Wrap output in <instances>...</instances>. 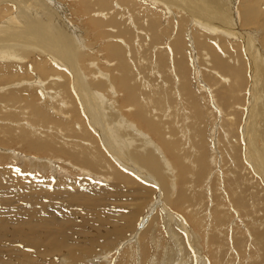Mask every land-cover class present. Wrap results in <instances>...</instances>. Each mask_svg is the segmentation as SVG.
Wrapping results in <instances>:
<instances>
[{
  "label": "rangeland",
  "instance_id": "1",
  "mask_svg": "<svg viewBox=\"0 0 264 264\" xmlns=\"http://www.w3.org/2000/svg\"><path fill=\"white\" fill-rule=\"evenodd\" d=\"M57 1L58 5L66 10L63 14L60 12V15L80 31L75 33L76 37L78 38L80 34L84 42V52L92 55L86 65H80L78 62L77 71L81 78L79 84L82 85L84 82L95 85L99 79L109 80H106L107 90H98L103 95L105 93L107 100L114 101L116 109H121L126 114V110L130 111L129 115L124 113V116L134 122L136 128L149 134L150 131L143 121L148 119L151 122L147 120L148 123L158 125L156 127L158 130L162 127L165 133H168L167 126L169 131L171 128L172 132L174 131L172 133L174 139H180L179 147L184 144L187 157L183 168L186 171L180 170L178 178H175L173 187L176 186L177 192L170 191L172 200L179 198V194L184 195V200L181 202L178 200L177 205L167 204L165 208L160 186L143 176L142 172L122 165L121 160L119 161V158L112 154L111 149L120 152V156L122 154L125 156L126 153L123 151L125 145L118 140L115 142L112 136L106 135L102 124L94 127L89 112L85 111L80 102L78 103L79 98L71 86L72 78L68 91L65 82L69 85L70 78L67 77L69 79L65 80V75L64 77L60 73L53 74H59L61 78L56 79L64 84L61 85L64 89L58 87L62 88L59 98L53 88L47 89L49 84L56 80L53 77L49 79L43 76L44 79H33L29 77L31 76L29 73L24 72L26 77L23 80L20 78L21 81L17 80L16 83L7 81L8 78H2V82L0 81V103H3L0 104V264H264V238L261 236L264 234V73L259 71L257 74L259 83L256 89L260 91V93L257 91V97L260 98L257 104L254 102L256 110L250 112L249 98L254 97L250 89L252 70H247L249 83L247 82V89L239 94L243 93L240 96L241 102L236 101L232 106L229 102L226 104L230 95V85L234 83L232 78L228 76L227 81L221 79L212 67L201 63V55L205 56L206 61L209 53L199 50L201 48L197 40L205 36L197 32L192 33L188 27L190 24L185 25L184 34L188 28L187 32L190 35L187 41L194 42L191 51L180 53L178 57L177 49L173 50V53L170 51L171 48L174 49L172 43L177 38L178 22L186 24L187 21L183 23V19L187 16L192 20V14L197 15L196 10L201 8L198 4L200 1L204 2L203 0H187L188 4L186 0L175 2L157 0L161 9L157 6L159 9H155L156 14L161 12L159 15L163 17L156 29L150 26L153 20L151 10L146 12L147 5L139 0L130 2L111 0L114 1V7L118 5L119 9L112 7L113 9H105L103 12H112L108 13V17H111L120 10L117 15L120 22L117 26L113 24L106 26L105 20L102 27L97 26L102 22V17H98L100 14L96 13L99 9L98 0H89L92 7L89 6L88 9H85V4L80 3V0ZM74 3H77L78 13L81 15L75 13L77 8L72 5ZM20 5L29 6L28 8L38 6L37 1L33 2V0L28 2L22 0ZM166 6H171L170 9L174 13H169ZM130 7L134 8L131 10ZM14 8L16 10L15 6ZM234 9L236 20H239L241 18L239 2ZM44 13L49 12L45 10ZM90 13L95 21L97 19L100 21H97V25L93 23V26L91 25L90 22L94 21L90 18L92 17ZM9 17L10 13L0 16V24L10 19ZM42 18L44 19V16ZM238 22H235L237 29L249 33V37L256 41L258 53L261 55L263 51L264 54V12L249 27L241 26ZM79 23L81 25L78 26ZM85 27L89 28L86 30ZM165 27L168 29L166 35L162 39H156V32L163 33ZM124 30L125 33L119 32ZM202 31L208 32L204 29ZM95 33H100V37L96 38L97 35L94 37ZM88 37L91 40L87 39ZM112 41L114 44L119 43V46L125 44L121 57L116 56L118 52L113 49ZM221 41L222 38L220 43ZM242 41L229 43V50H222L223 59L226 61L229 59L228 61L233 64L232 58H228L231 50V56H238V59L240 57L244 65L247 60L250 64L249 54ZM86 44L87 46L92 44L93 49L101 46V49L96 52V49L92 50ZM238 44L242 46H237ZM234 49L236 51L238 49L239 52L235 53ZM163 53L164 55H161ZM244 53L245 56L242 55ZM78 56L75 59H79ZM210 56H208L209 61L215 65L213 55ZM183 58L188 61L185 64L188 78L182 76L181 69L179 70L177 65V61ZM63 66L62 69H68ZM124 68L129 70L124 72ZM250 68L252 69L251 66ZM123 73L126 76L125 80L132 81H128L127 87L122 84ZM201 80L204 82L202 85L206 87H202ZM33 82H37L38 86L42 85L39 91L43 99L38 100L42 106L52 108V111L47 113L55 112L57 117L60 116V120L64 118V122L67 120V124L68 122L72 124L71 129H65L68 126L62 123L61 125L46 122L36 124L32 122L31 116L28 117V122L24 117L26 112V114L22 113L24 116L21 120L17 117L13 118V113L21 114L23 106L28 104V98L26 103H18L19 106L21 105L18 111L14 109L17 107L11 108L10 104H7L9 101L5 100L3 91L8 93L15 88V84L20 86L17 85L16 88L25 89V86H30ZM24 97L26 100V96ZM178 101H181V104ZM66 103L70 108H62L64 105L67 106ZM234 108L240 113L237 129L229 124L233 118L236 119ZM103 110L105 111V108ZM30 112L28 108L27 115H31ZM195 112L198 115H195ZM108 113L115 118L111 112ZM140 114L143 115L142 118L139 117ZM250 114L251 121L254 120L256 123L253 121L252 132L249 131L247 138H244L243 130L246 131ZM73 118L76 120L72 122ZM194 124L200 126V130H205L202 136L199 135V131L196 133ZM184 129H187L186 132ZM238 129L239 134L236 131ZM185 133H188V136ZM113 135L116 136V132H113ZM155 138L154 135L152 140L158 141ZM50 139L53 142L47 150H33L29 147L31 142H45ZM137 139L138 142L135 144L142 145L139 137ZM111 142L114 144L110 145ZM76 144L92 153V155H84L91 162L76 160L75 152L83 157ZM248 145L250 154L255 156V159L250 157ZM64 150H68L69 154ZM200 154L209 161V168L204 174L199 172L200 167L201 170L203 169L198 160ZM233 196H238L239 199L235 200ZM158 202L159 205L156 206ZM132 220H134L133 225H130ZM187 234H190V237Z\"/></svg>",
  "mask_w": 264,
  "mask_h": 264
},
{
  "label": "bare ground",
  "instance_id": "2",
  "mask_svg": "<svg viewBox=\"0 0 264 264\" xmlns=\"http://www.w3.org/2000/svg\"><path fill=\"white\" fill-rule=\"evenodd\" d=\"M26 1L28 2V0H26ZM34 1L35 2L37 1L38 6H35V8H32L30 6V8H28L29 6L26 7V6H21L20 5V4H22V0H0V16H3L4 14L10 13V17H9L10 19L5 20L4 23L0 24V81L2 82V78H5V79L8 78L7 81H12V83H14L17 80H20V78H22L21 80H23V78L26 77V75L23 74L24 72L25 73H29L31 76H29V75L28 76L31 77V78L33 77V79H35V78L36 79H38V78L44 79L45 77H47V78L49 77V79H51V77H53V78L56 79L58 77L61 78V76L65 75L66 76V77L64 76L65 80L70 78L69 79V85H67L68 82L67 83L65 82L66 89L68 91H70L69 86L71 85V78H72V80H73L72 84L73 85H71V86H72L75 94L79 98L78 103L80 102V105L82 104L84 106L85 111L89 112L90 118H91V122L94 124V127H95V125L100 126V124H102L103 125V131L106 133V135L112 136V139L115 142H117V140H118V142H120L121 144L125 145V147H123V151L126 153L125 156H122L124 154H122L120 156L119 155V154H121L120 152L114 151L113 149H111L112 154L115 157H118L119 161L121 160V163H122L123 166H125V167L129 166L130 168L134 169L135 171L142 172V174H144L143 176H145L147 179H150L151 182L152 181L156 182L158 184V186H160V189H161L162 194H163V201H164L163 205L165 206V208H166L167 204L177 205L178 204V200L180 202L183 201L184 200V198H183L184 195L183 194H179L180 195L179 198L172 200L171 199V195H172L171 192L172 193L177 192L175 190L176 186L173 187V183L176 182L175 178H178L179 171L180 170H183L184 172L186 171L185 168H183L184 163L186 161V157H187L186 149H185L184 144L179 147L180 139L179 138L174 139V135L172 134V133H174V131L172 132L171 128H170V131H169V128L167 126L166 129H168L167 130L168 133H165L164 130H162V127H160V126H159L160 128L158 127L160 130L156 129V127L158 125L156 126V125L150 124L151 122L148 119L143 120V121L145 122L146 127H148V130L150 131L149 134L146 133V132H142V130H140V128L139 129L136 128L135 123L134 122L132 123V121H130L126 116H124L125 111H122L121 109L120 110L116 109V107L113 104L114 101L110 102L109 100H107L106 96H104L105 93L103 95L98 90V89H100V90L104 89V91H105V89L108 88L107 85H106V83H108V82H106L107 79H105V80H100L99 79V81L96 80L97 82L95 83V85L94 84L89 85V83L87 84V83H84V82H83L82 85H80L79 84V80L81 78L79 77L80 74L77 71V70H79L78 69V62H79L80 65L81 64L86 65V63L89 62V57L91 59L92 55L90 56L89 53H85L84 52V42H83V39L80 37V34H79L78 38L76 37L75 33L77 31H79V30L77 28H75L74 26H72V24L70 25L67 22V20L65 21L63 19V17L60 15L61 14L60 12H62V14H63L66 10H65V8L63 6L58 5V1L57 0H33V2ZM90 1L89 0H80V3L85 4V7H86L85 9H88V7L90 6V3H91ZM130 1L131 0H127V2H130ZM132 1H137V0H132ZM139 1H141L144 4L147 5L146 12L148 10H151L150 12L153 15V17H152L153 20L151 21L150 26H151L152 29H154V28L156 29L157 24L161 21V18L163 17V15H159L161 12H158V14H156V11H155V9H159V7H160L158 5V1L156 0L157 4L155 2L152 3V1H155V0H147L148 3H147L146 0H139ZM168 1L175 2L177 0H168ZM203 1L204 2L200 1V4H198V5L201 6V8H198L197 10L195 9L196 10L195 14H197V15L194 16V14L191 13L192 14L191 17H193L192 20H191L190 16L189 17L187 16L186 19L185 18L183 19V23L187 21L186 24H182V23L178 22L179 25L177 27L178 28V32H177V35H176L177 38L175 36L174 38H176V41H174L172 43V45H173L172 47H174V49L171 48L170 51L173 53V50L177 49V52H179V53L176 54L177 57H178V55H180V53H184L185 54L187 51L189 53V50H190V48L192 46V43L194 44V42H193V40H192V43L188 42L189 41V36H190L188 34V32H187L188 28L186 29L187 26L185 27L186 31H185V34H184L183 26L190 24L188 27L190 28V31L192 33L197 32L200 35H203V36L206 37V38L205 37H203V38L200 37V38H198L199 40H197L198 46H199V48H201L199 50L202 51V52H205L206 54L209 53V55L206 56V61H205V56L203 57V54L201 55V60H202L201 63H205L206 65L208 64V66L212 67L214 69V72L216 74H218V76L221 79H224V80L227 81V79H228L227 77L229 76V77L232 78V81L234 82L233 84L230 85V88H229L230 95L228 94L229 98H228L226 104L229 102L230 105L233 106V104L236 101L241 102V97L240 96L243 93L241 95H239V94L243 90L247 89L246 86L249 83L248 82V75L249 74H248L247 70L249 69L250 71L251 70L253 71L252 79L250 81V85H251L250 89L252 90V93H254V97L253 98L252 97L249 98V103L251 102L250 103V112H254L256 110L255 109V105L257 104V100H258V98H260V96L257 97V91H259V89L258 90L256 89V85H258V83H259L258 79H257L258 78L257 74L259 73V71L264 73V54H262L263 51L262 52L260 51L261 55H260V53H258V50L256 49V47H257L256 41H254V39L249 37V35H250L249 33L246 34L243 31L238 30L236 23H237V21H239L238 23H240L241 26H244V27L245 26H248V27L251 26L257 20V17L259 18V15H261L264 12V8H263L264 7V0H203ZM98 2L99 3H97V5H98L99 9H98V11L96 13L100 14L101 16L98 15V17H102L104 20L101 18L102 22H100V21H98L97 18H95V19H97L95 21L94 18H93V15L91 14V13H94V12H91L90 14H91L92 17H90V18H93V21H94V22H92L91 21L92 19L90 20L91 21L90 22L91 25H92V23L97 25V21H98L101 24L97 25V26H101V25L103 26L104 25L103 23H105V20L107 21V25L106 26H108V24L109 25L113 24L114 26L119 25L120 19H119V17L117 15H118L120 10L116 11V14L113 13L114 15L111 16V17L110 16L108 17V13L110 11L109 12L107 11V13H106V11L103 12V10H105V9L110 10V9H113V8L115 9L116 8V10H117L118 5L116 7H114V5H113L114 1L111 2V0H98ZM186 2H187V0H186ZM238 2H239L240 7H241V11L240 12H241V18L242 19L239 18V20H236V16H235L236 14L234 12V10H235L234 8H235V6H236V4ZM92 3H94V2H92ZM192 3H193V1H192ZM187 4H188V2H187ZM72 5H75V7L77 8V3L76 4L74 3ZM94 5H93V7H94ZM130 5H128V6H130ZM163 5H161V6H163ZM14 6L16 7V10H15ZM157 6H159V7L157 8ZM81 7L83 8V5ZM90 7H92V6H90ZM166 7L168 8L166 10L169 13H174L170 9L171 6H166ZM69 8H70V6H69ZM132 8H134V7H132ZM132 8H131V10H132ZM164 8H165V6H164ZM96 9H97V7L95 8V11H96ZM160 9H161V7H160ZM45 10H47L49 13L48 14L44 13ZM78 10L79 9L77 8L75 10V13H78L79 12ZM162 11H164V10H162ZM114 12H115V10H114ZM110 13H112V12H110ZM41 14H42V17L44 16V19L42 17H40ZM78 14L81 15V13H78ZM123 15H124V13H123ZM107 17H108V19H105ZM2 18L4 19V17H2ZM258 22H259V20H258ZM84 23L85 22H83V24ZM79 25H81V23H79L78 26ZM261 25H263V24H261ZM86 26H88V25L86 24ZM198 26L201 27V28H199ZM89 27H85V29L87 30ZM104 27H103V29H105ZM191 27H193V29ZM90 28L92 29V30L91 29L90 30L93 31V28L92 27H90ZM163 29H164L163 33H159L158 31L156 32V34H157L156 35V39H158V40L162 39L166 35V32H167L168 29H166V27L163 28ZM202 29L207 30L209 33L206 32V31H204L205 33H203ZM105 30L103 32H105ZM101 31H102V29H101ZM119 32L120 33H125V30L124 31H119ZM87 33H85V35ZM89 33H90V31H89ZM110 35H111V33H110ZM116 35H119V34L116 33ZM95 36H96V38H99L100 37V33H95L94 37ZM94 37H92V38H94ZM221 38H222V41L220 43V39ZM87 39L91 40V38H89V37ZM187 39H188V41H187ZM241 39H243V41ZM96 40L98 42V39H96ZM112 40H114V39H112ZM217 40H218V42H216ZM92 41H91V43H92ZM125 41H127V40H125ZM241 41L244 43V46L247 49V54H249V60H250V64L251 65L249 64V61L247 59H245V60H247L248 62L246 61L245 65H244L240 61V57L238 59V56H235V55L231 56V54H232L231 50L229 51L228 58H232L233 64H231V62L228 61L229 59L227 61H226V59L225 60L223 59L224 52L222 50H224V49L225 50H229V48H230L229 47V45H230L229 43H234V42L238 43V42H241ZM118 42H119V40H118ZM108 43L110 44V41ZM121 43H123L122 40H121ZM219 43H220L221 46L219 45ZM113 44H114V42H113ZM118 44L117 43L114 44L113 49L115 50V52H118V54H116V56L119 55L121 57V51L124 50L123 45H125V44H121L122 47L119 46L120 44L119 45ZM87 45L88 44H86V46ZM239 45L240 44H238L237 46H239ZM240 46H242V45H240ZM87 47H89L92 50L96 49V48L95 49L92 48L93 47L92 44H90ZM100 47L101 46H99V48L96 49V52L101 49ZM109 47L110 46H108V49H109ZM234 50H233V52H234ZM241 51H243V50L241 49ZM115 52H114V54H115ZM160 52L161 51L159 50V54H160ZM192 52H194L193 49H192ZM237 52H239L238 49H237V51L235 50V53H237ZM31 53L33 55H31ZM210 54L213 55V57H212L213 58V62L215 63L216 66L209 61V57L208 56H210ZM225 54H226V52H225ZM161 55H164V53L161 54ZM166 55H168V54H166ZM242 55L245 56V53L242 54ZM31 56H34V57H31ZM76 56H78L79 59L78 58L75 59ZM21 57H23V58H21ZM94 57L95 56L93 55V58ZM109 58H110V56H109ZM22 59H25V60H22ZM164 59H165V57H164ZM164 59H163V61H164ZM239 61H240V64L237 65V63ZM122 63H124V62H122ZM187 63H188V61L185 60L184 58L181 59L180 61L179 60L177 61V65H178L179 70L181 69L180 72H182V76H186V78H188L187 71H186V66H185V64H187ZM197 64H198V62H197ZM60 65L61 66L64 65L68 69L67 70L65 69L66 70L65 71L64 69L61 68ZM124 65H125V63H124ZM250 66L252 67V69L250 68ZM196 67L198 68V66H196ZM59 69H60L61 72L59 71ZM124 70H125L124 72H127V70H129V69L128 68H124ZM98 71H100V70H98ZM98 71H97V73H98ZM54 73H56V74L60 73L61 76H58L59 74L58 75H53ZM41 74H43V75L41 76ZM198 74H200V73H198ZM43 76H45V77L43 78ZM67 77H69V78H67ZM122 77H123L122 84L124 86H126V87L129 86L128 85V81L130 79L125 80L126 76H125L124 73H123ZM122 77H120V78L122 79ZM199 78H201V77H199ZM82 80H84V79H82ZM197 80H199V79H197ZM107 81H109V80H107ZM37 82L30 83V86L27 84L28 86H25V89H18L16 87H18L19 84H15L14 85L15 88H12L8 93H6V91L5 92L3 91V93H4L3 95H5V97H6L5 100L9 101L7 104H10L11 108L12 107H17V108H14V109H18V111H19V107L21 106V105L19 106L18 103H23V102L26 103L27 98H28V104L29 105L26 103L27 105L25 104L23 106L24 103L22 104V106H23L22 109L23 110H21V114L20 113L17 114V112H16V114H14L13 111H11V114L13 113V118L17 117L18 120H21V118L24 116L23 114L25 112L28 114V108H29L30 111H31L30 112L31 115H27L25 113L26 115L24 116V117H26L27 120H28V117L31 116L30 118H32L31 119L32 122L33 123L36 122V124H39L40 122L42 124H45V122H46L48 124L56 123L57 125H61V123H62L64 125L68 126V127H65V129L66 128L71 129L72 128V124H69V122L67 124V120H65V122H64V118L62 120H60L61 119V118H59L60 116L57 117L55 115L56 114L55 112H54L55 114L54 113L48 114L47 112L48 111L51 112L52 108L49 107L50 108L49 109V108L45 107L44 105L42 106V104H40L39 100L42 98V93L39 91V88H41L42 85L41 86H40V84H39V86L37 85L39 82H41L40 80H39L38 83ZM130 82H132V81L130 80ZM200 83L202 85V83H204V82L201 80ZM198 84H199V82H198ZM61 85H64V84H62L61 81L59 82L56 79V80L52 81L49 84V87H47V89L48 88H53V91H55V94H57V97H58V95H61V89L63 88ZM60 86L62 88L59 89L58 87H60ZM202 87H206V85H202ZM182 89H184V88H182ZM222 89H224V88H222ZM95 90H98L99 92L95 91ZM64 93L66 94V92H64ZM259 93H260V91H259ZM177 94H179V92ZM158 95H160V94H158ZM24 96H26V100H25ZM48 96L50 97V95H48ZM62 97L64 98V96H62ZM155 97H156V95H155ZM159 97H161V96H159ZM63 100H65V99H63ZM207 101H208V99H207ZM254 102L256 104H254ZM179 103L181 104V101ZM66 104H67V106L64 105V107L62 106V108H65V107L66 108H70V106L68 107V103H66ZM136 105H137V103H136ZM103 106L105 108V111L103 110L104 109ZM181 107H183V106H181ZM119 108H120V106H119ZM195 110H193V111H195ZM233 111H234V114H235L234 117H236V119L233 118V120L230 121L231 123H229V124H231L232 127L237 129L238 128V127H236L237 119L240 116V113L238 112L237 108H234ZM61 112H62V110H61ZM105 112H106V116H105ZM108 112H111L112 116H114L116 118V120H115V118L111 117ZM126 112L129 115L130 111L126 110ZM64 113H66V112H64ZM175 114H176V112H175ZM179 114H181V111H180ZM229 114H231V113H229ZM183 115H185V113H183ZM195 115H198V114L195 112ZM131 116H132V114H131ZM73 117H75V116H73ZM139 117L142 118L143 115L140 114ZM198 117H200V116H198ZM248 118H249L248 119L249 123L246 126V131L243 130L244 138H247V135L249 134V131H250V133L252 132L251 131L252 130L251 126L253 125L252 123H253L254 120L251 121L252 115L251 116L248 115ZM23 119H25V118H23ZM131 119H132V117H131ZM56 120H59V122H57ZM71 120L73 122L76 119L73 118ZM134 120H135V117H134ZM147 120L150 123H148ZM196 121L199 122L198 120H196ZM28 122H29V120H28ZM113 122H116V124L113 123ZM193 122H195V120ZM153 123L155 124V122H153ZM173 123H174V121H173ZM173 123H172V125L177 124V123H174V124ZM79 125H80V123L77 124L78 127H79ZM180 125L177 126V127H181ZM198 125H200V124H198ZM81 126H82V124H81ZM53 127H54V125H53ZM180 129H182V128H180ZM194 129L197 130V132L194 130L196 133H198V131H199V135H201L202 133H205V132H203L205 130H203V129L200 130V126L195 125ZM186 130H185V132H186ZM81 131L83 132L84 129L82 128ZM236 131L239 134V129L236 130ZM113 132H116V136L113 135ZM182 132H183V129H182ZM245 132H246V134H245ZM253 132H254V130H253ZM98 133H100V131H98ZM234 133H236V132L234 131ZM178 134L179 133L177 132V135ZM185 134L188 136V133H185ZM154 135L158 139V141H156V140L153 141L154 139L152 140ZM77 136H79V135H77ZM137 136L139 137V141H142V145L141 144L140 145L135 144V143L138 142V139H137L138 137ZM98 138H100V137L98 136ZM191 138H193V137H191ZM120 139H121V141H119ZM181 139L183 140V137H181ZM188 139H190V138H188ZM130 140H131V143H130ZM128 141H129V143H128ZM52 142H53V140H51V139L50 140H46L45 142H31L29 144V147L31 149H33V150H43V149L47 150V148L52 145ZM160 143H162L163 146ZM113 144H114V142H113ZM113 144H112V142L110 143V145H113ZM76 145H78V144H76ZM108 145L109 144H107V146ZM146 146L149 149H146L147 148ZM109 147H107V148H109ZM111 147L113 148V146H111ZM248 147H249L248 153L250 154V146L248 145ZM79 150H80V153L83 154V157H81L77 152H75L76 160L77 161H82L83 160V162H85V163L91 162L88 158L84 157V155H89V154L92 155V153L87 152L81 146H79ZM192 150H193V148H192ZM64 151H66L69 154L68 150H64ZM61 152H63V150ZM194 152H192V153H194ZM164 153H167V154H164ZM250 157L252 159L256 158L255 156H253L251 154H250ZM242 159H243V157L241 156V160ZM198 160H199L200 164L203 167L202 170H201V167H200V171L199 172H200V174H204V172L209 168V164H208L209 161H208V159L206 160V157L202 156V154H200V158ZM128 161H130V162H128ZM141 168H144L143 171L140 170ZM121 175L123 176V174H121ZM174 190H175V192H173ZM234 199L238 200L239 197L238 196L234 197ZM158 205H159V202L156 204V206H158ZM172 214H174V213H172ZM146 219H147V217H146ZM187 219H189V218L187 217ZM220 220H221V218H220ZM133 221L134 220L130 221V223H131L130 225H133ZM187 235L189 236L190 234H187ZM261 236L264 238V234H262ZM194 242H195V240H194Z\"/></svg>",
  "mask_w": 264,
  "mask_h": 264
}]
</instances>
